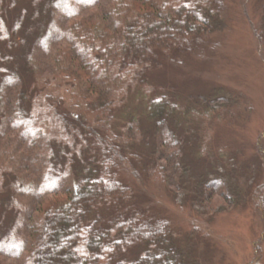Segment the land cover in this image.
<instances>
[{"label":"trees","instance_id":"obj_1","mask_svg":"<svg viewBox=\"0 0 264 264\" xmlns=\"http://www.w3.org/2000/svg\"><path fill=\"white\" fill-rule=\"evenodd\" d=\"M29 1L33 30L23 9L8 25L0 0V205L14 212L16 224L0 234V251L18 227L23 240L10 248L23 252L22 264H197L187 259L168 220L148 207L109 218L99 210L107 200L128 197L126 181L138 176L130 160L140 158L130 151L138 122L126 121L120 135L119 111L159 56L181 62L211 48L222 0H72L61 11L66 26L53 35L34 22L40 0ZM18 41L26 45L23 63L10 53ZM36 50L42 73L35 71ZM158 89L146 104L153 161L142 168L154 183H163L167 167L180 165L182 136L175 128L180 110L187 109L174 101L171 87ZM26 127L35 134L28 137ZM11 136L18 143L12 150ZM30 152L36 161H49L44 186L28 191L34 203L20 202L17 187ZM251 197L264 218V178Z\"/></svg>","mask_w":264,"mask_h":264},{"label":"rangeland","instance_id":"obj_2","mask_svg":"<svg viewBox=\"0 0 264 264\" xmlns=\"http://www.w3.org/2000/svg\"><path fill=\"white\" fill-rule=\"evenodd\" d=\"M71 2L40 0L34 22L42 24L41 31L58 33L67 24L61 11ZM222 2L218 30L209 40L211 48L181 62L159 56V64L146 71L145 83L136 87L119 111L115 126L120 135L126 121L138 122V140L130 146L131 152L140 155L130 159L138 176L131 174L126 181L128 197L120 202L107 200L99 211L109 218L148 207L168 220L187 259L197 264H249L252 260L264 264V218L251 197L264 178V160L258 151H264V136L260 137L264 134V0ZM2 7L8 25L23 9L24 22L34 29L28 23L34 12L29 0H3ZM25 46L18 41L10 51L14 61L24 62ZM40 53L33 62L40 63L35 71L42 73ZM161 86L171 87L174 101L187 112L180 110L175 128L182 136L179 168L168 166L163 183H154L142 168L153 161L149 155L153 130L146 104L151 91L159 94ZM26 132L28 137L35 134L29 127ZM8 143L12 150L17 138L11 136ZM33 156L30 152V166L20 172V202L34 203L28 191L44 186L49 161H36ZM79 164L76 157L71 166L77 169ZM74 175L72 171L69 177ZM63 184L60 179L58 186ZM0 221L2 236L16 226L14 212L1 205ZM9 237L7 247L0 251V264H22L23 252L10 247L13 241L21 243L23 230L17 227Z\"/></svg>","mask_w":264,"mask_h":264}]
</instances>
